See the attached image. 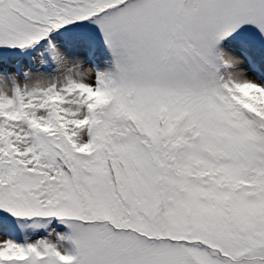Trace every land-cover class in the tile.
Wrapping results in <instances>:
<instances>
[{
	"label": "snow or ice",
	"instance_id": "snow-or-ice-1",
	"mask_svg": "<svg viewBox=\"0 0 264 264\" xmlns=\"http://www.w3.org/2000/svg\"><path fill=\"white\" fill-rule=\"evenodd\" d=\"M0 264H264V0H0Z\"/></svg>",
	"mask_w": 264,
	"mask_h": 264
}]
</instances>
